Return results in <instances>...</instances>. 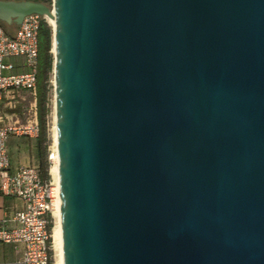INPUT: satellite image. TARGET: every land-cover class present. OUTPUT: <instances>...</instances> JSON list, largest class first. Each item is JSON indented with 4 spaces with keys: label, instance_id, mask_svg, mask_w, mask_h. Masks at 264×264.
<instances>
[{
    "label": "water",
    "instance_id": "95a60500",
    "mask_svg": "<svg viewBox=\"0 0 264 264\" xmlns=\"http://www.w3.org/2000/svg\"><path fill=\"white\" fill-rule=\"evenodd\" d=\"M32 14L62 264H264V0H0Z\"/></svg>",
    "mask_w": 264,
    "mask_h": 264
},
{
    "label": "built area",
    "instance_id": "2783aa9c",
    "mask_svg": "<svg viewBox=\"0 0 264 264\" xmlns=\"http://www.w3.org/2000/svg\"><path fill=\"white\" fill-rule=\"evenodd\" d=\"M35 1V0H26ZM46 17L26 16L13 35L0 24V197L18 199L20 209L0 219V243L12 245L19 258L15 264H51V214L55 200L56 182L50 172L41 178L38 168L20 166L11 170L7 150L10 137L38 135L37 107L21 108V92L36 96L38 33ZM22 59L27 71L16 73L14 59ZM49 148L47 161L53 162Z\"/></svg>",
    "mask_w": 264,
    "mask_h": 264
},
{
    "label": "trees",
    "instance_id": "16d2710c",
    "mask_svg": "<svg viewBox=\"0 0 264 264\" xmlns=\"http://www.w3.org/2000/svg\"><path fill=\"white\" fill-rule=\"evenodd\" d=\"M41 2L47 6H51L52 0H35ZM5 31L9 35H13L10 30L15 25H6L2 22ZM52 29L46 21H42L39 33H38V57L36 68V107H37V122H38V135L36 137L37 155L39 161L38 171L43 179L49 177V163L47 161V148L49 145V114H50V73L53 68V56H52ZM52 222L50 224V231L52 230ZM52 256V253H50ZM52 264V257H51Z\"/></svg>",
    "mask_w": 264,
    "mask_h": 264
},
{
    "label": "crops",
    "instance_id": "0c3cea01",
    "mask_svg": "<svg viewBox=\"0 0 264 264\" xmlns=\"http://www.w3.org/2000/svg\"><path fill=\"white\" fill-rule=\"evenodd\" d=\"M14 34V31H11ZM16 73L27 71L23 66L22 59H14ZM23 100L20 103L21 108L30 105L36 106V96L33 97L28 92L20 93ZM7 150L10 158L11 170H16L20 166L39 167L36 139L31 137L13 136L7 140ZM22 203L18 199L9 197H0V219L10 215L13 210L20 209ZM19 258V252L12 246L0 243V264H15Z\"/></svg>",
    "mask_w": 264,
    "mask_h": 264
},
{
    "label": "bare ground",
    "instance_id": "6f19581e",
    "mask_svg": "<svg viewBox=\"0 0 264 264\" xmlns=\"http://www.w3.org/2000/svg\"><path fill=\"white\" fill-rule=\"evenodd\" d=\"M46 20L53 27V25H54L53 19L46 17ZM52 42H53V40H52ZM53 135H54V144H52V149L54 151V154H53V162H52V165L50 167V174L52 175L53 179L56 182L55 200L53 203V210H54L53 212H54V216L56 218V223H55V227L53 229V234H52L53 241L52 242H54V245H55V248L57 251V253H56L57 254L56 264H62V261H61V237H60V228H59V212H60V210H59V191H58V159H57V154H56L55 112H54Z\"/></svg>",
    "mask_w": 264,
    "mask_h": 264
},
{
    "label": "rangeland",
    "instance_id": "374dc122",
    "mask_svg": "<svg viewBox=\"0 0 264 264\" xmlns=\"http://www.w3.org/2000/svg\"><path fill=\"white\" fill-rule=\"evenodd\" d=\"M48 25L51 27L52 29V26L49 22H47ZM17 27L15 26L14 28L12 27V29L10 30L11 31H16ZM52 56H53V53H52ZM50 85H51V93H50V104H49V107H50V114H49V123H48V131H49V145H48V148H47V152H48V149L52 148V144H54V135H53V125H54V99H53V68H52V71L50 73ZM52 164H50V167H51ZM50 167H49V172H50ZM48 172V173H49ZM54 211V210H53ZM51 221H52V234H53V229L55 227V223H56V218L54 216V212H52L51 214ZM52 241H53V238H52ZM56 251V248H55V245H54V242H52V247H51V253H52V264H56L57 262V251Z\"/></svg>",
    "mask_w": 264,
    "mask_h": 264
}]
</instances>
